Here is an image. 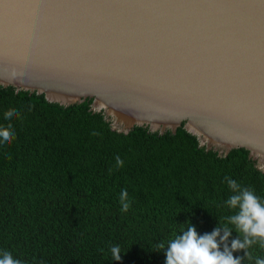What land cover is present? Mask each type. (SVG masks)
Wrapping results in <instances>:
<instances>
[{"label":"water","instance_id":"water-1","mask_svg":"<svg viewBox=\"0 0 264 264\" xmlns=\"http://www.w3.org/2000/svg\"><path fill=\"white\" fill-rule=\"evenodd\" d=\"M0 86L264 174V0H0Z\"/></svg>","mask_w":264,"mask_h":264},{"label":"trees","instance_id":"trees-1","mask_svg":"<svg viewBox=\"0 0 264 264\" xmlns=\"http://www.w3.org/2000/svg\"><path fill=\"white\" fill-rule=\"evenodd\" d=\"M91 103L64 108L0 86V128L10 124L14 133L9 144L0 142V254L22 264H166L159 244L166 248L189 223L198 235L211 234L234 214L225 205L232 194L225 177L264 202V174L249 157H219L191 134L112 131ZM10 109L18 115L8 120ZM124 189L127 212L119 203ZM236 239L233 229L229 248ZM233 256L255 264L264 248Z\"/></svg>","mask_w":264,"mask_h":264},{"label":"clouds","instance_id":"clouds-1","mask_svg":"<svg viewBox=\"0 0 264 264\" xmlns=\"http://www.w3.org/2000/svg\"><path fill=\"white\" fill-rule=\"evenodd\" d=\"M15 76L16 72L13 70L12 77ZM14 114L18 115L15 109L8 110L5 113V119L10 120ZM13 138L14 133L10 124L0 128V142L9 144ZM123 163L119 156L115 157L117 168L123 167ZM225 181L232 193L225 201V205L235 210L234 214L227 217V223L220 224V227L211 234L200 236L189 223V227L182 234L176 235L174 239L167 242L166 248L163 243L159 244L158 248L166 250V264H241V260L235 258L233 252L246 250L254 244L264 248V202L254 190L242 187L231 177H225ZM119 203L122 212L130 209L131 201L127 189L121 191ZM233 229L241 239L233 240L229 248L227 241ZM221 243L224 244L223 251L220 250ZM110 251L113 258L120 261V247L114 245ZM245 252L247 256L250 255L247 251ZM0 264H22V262L15 259L11 252L4 251L0 254ZM255 264H264V258H256Z\"/></svg>","mask_w":264,"mask_h":264}]
</instances>
